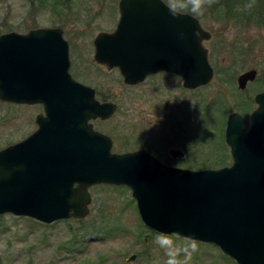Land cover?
Here are the masks:
<instances>
[{
	"label": "water",
	"instance_id": "water-1",
	"mask_svg": "<svg viewBox=\"0 0 264 264\" xmlns=\"http://www.w3.org/2000/svg\"><path fill=\"white\" fill-rule=\"evenodd\" d=\"M165 5L120 0L115 31L95 40L96 62L118 69L130 86L160 72L179 76L189 90L207 86L215 76L205 46L212 34L194 15L174 18ZM70 65L59 28L0 36V102L43 105L45 112L27 139L0 150V216L46 225L83 220L90 188L126 186L148 229L212 244L236 264H264V90L255 96L248 127L241 114L228 116L232 165L193 171L146 151L113 153L112 139L90 121L110 119L117 107L100 104L94 89L73 80ZM257 75L241 74L239 89Z\"/></svg>",
	"mask_w": 264,
	"mask_h": 264
},
{
	"label": "rangeland",
	"instance_id": "rangeland-1",
	"mask_svg": "<svg viewBox=\"0 0 264 264\" xmlns=\"http://www.w3.org/2000/svg\"><path fill=\"white\" fill-rule=\"evenodd\" d=\"M119 1L0 0V36L40 28L63 31L70 44L71 72L96 88L101 102L117 107L109 121L94 122L97 130L113 139V153L153 150L156 158L167 163L169 151L177 147L173 141L179 144L183 139L186 161L179 165L184 168L230 166L232 158L223 148L221 133L228 114L249 119L257 108L254 98L264 89V29L245 19H217L207 10L193 14L212 34L205 42L216 73L212 82L188 91L176 77L159 76L129 87L118 70L92 65V41L100 32L116 29ZM250 70L258 75L240 90L237 79ZM244 108L252 110L249 115ZM41 113L40 106L0 102V150L34 133L35 118ZM171 118L184 124L183 135L170 133L176 126ZM90 194V213L83 220L44 225L25 217L0 216V264H166L167 252L156 244L157 233L142 223L129 189L98 185L90 188ZM171 239L181 249L178 259L190 257L187 264H236L214 245L196 242L193 249L192 241L175 235ZM133 255L137 257L130 261Z\"/></svg>",
	"mask_w": 264,
	"mask_h": 264
},
{
	"label": "flooded vegetation",
	"instance_id": "flooded-vegetation-1",
	"mask_svg": "<svg viewBox=\"0 0 264 264\" xmlns=\"http://www.w3.org/2000/svg\"><path fill=\"white\" fill-rule=\"evenodd\" d=\"M118 24V23H117ZM112 32H114V31H112ZM112 32H107V33H112ZM101 33H103V32H100L99 34H101ZM98 34V35H99ZM63 35H64V33H63ZM98 35H96L95 37H94V39H93V41H92V46H93V66H95L96 68H98V69H100V70H103V68H105V69H107L108 70V68L105 66V65H103V64H100V63H98V62H96V60H95V53H96V46H95V40H96V38H97V36ZM65 38V37H64ZM69 43V42H68ZM69 52H71L70 51V44H69ZM70 62H71V65H70V74H71V77L73 78V80H75L76 82H78V83H81L82 85H85V86H87V87H90V88H92V89H94L95 90V97H96V99H97V101L100 103V104H104V103H113V102H101L99 99H98V97H97V95H98V90L96 89V88H94V87H92V86H90V85H87V84H85V83H83V82H80L78 79H77V77H75L74 76V74L71 72V70H72V66H73V64H72V61H71V53H70ZM114 70H118V69H114ZM119 71V70H118ZM120 73V72H119ZM102 75V74H101ZM159 76H164V77H170V76H173V77H176L177 79H178V81L181 83V85H182V87H183V89H185V90H188V91H194V90H197V89H199V88H197V89H194V90H189V89H186L185 87H184V85H183V80L179 77V76H177V75H174V74H170V73H167V72H160V73H158V74H156V75H152V76H149L144 82H142V83H139V84H137V85H134V86H129V85H126V86H129V87H137V86H141V85H143L147 80H152V79H155V78H157V77H159ZM201 88V87H200ZM203 88V87H202ZM255 99V98H254ZM113 104H115V103H113ZM25 106H30V105H25ZM33 106H40L41 108H42V111H43V113H41V114H39V115H37L36 116V118H35V122H36V119H37V117L38 116H40V115H45V112H44V106L43 105H33ZM230 114H228L227 115V117H226V120H225V126H224V131H223V134L221 133V140H222V144H223V148H226V151L228 150L229 152H230V148L226 145V142H225V132H226V126H227V119H228V116H229ZM110 120V119H109ZM109 120H102V119H97V120H92V121H90V123L93 125V127H94V130L95 131H97V132H100V133H102V134H104V135H107V134H105V133H103V132H101V131H99V130H97L96 128H95V126H94V122H106V121H109ZM170 120V122L172 123V124H174L173 126H175L174 128L172 127V130L170 131V133H172V134H180V135H183V131H182V126L184 125V124H181V121L179 120V124L178 123H173V122H175L174 120H172V118L171 119H169ZM36 125H37V123H36ZM180 126V127H179ZM38 127V126H37ZM38 129V128H37ZM174 132V133H173ZM174 135V136H175ZM107 136H109V135H107ZM110 137V136H109ZM28 138V137H27ZM26 138V139H27ZM111 138V137H110ZM112 139V138H111ZM25 140V139H24ZM112 142H113V147H112V152H114L113 150H114V141H113V139H112ZM173 145H176L177 147H175V148H172L170 151H169V156L166 158V159H168V162L170 163V164H168V166H170V167H175V168H180V169H186V167L184 168L183 166H181V165H179V163L181 162V161H186V143L183 141V139H181V141H179V144L178 143H176V142H174L173 141V143H172ZM139 151H146L147 153H149L150 155H152V156H154L155 158H156V156L154 155V154H152V153H155L153 150L151 151V150H149V151H151V153L149 152V151H147V150H145V149H138V150H132V151H130V150H127V151H124V152H122V153H116V154H127V153H135V152H139ZM229 152H227V155H228V157H229V159H231L232 158V156H231V152L229 153ZM156 159H158V158H156ZM159 160V159H158ZM160 161V160H159ZM164 163V162H163ZM224 167H228V165H224V166H221V167H219V168H217V169H221V168H224ZM217 169H209V170H217ZM187 170H193V169H187ZM203 170H208V169H203ZM193 171H199V170H193ZM2 216V215H1ZM41 224H43V223H41ZM54 224V223H53ZM44 225H46V224H44ZM52 225V224H51ZM136 257H137V255H136Z\"/></svg>",
	"mask_w": 264,
	"mask_h": 264
},
{
	"label": "clouds",
	"instance_id": "clouds-1",
	"mask_svg": "<svg viewBox=\"0 0 264 264\" xmlns=\"http://www.w3.org/2000/svg\"><path fill=\"white\" fill-rule=\"evenodd\" d=\"M215 0H167L165 7L174 18L181 17L185 12H191L194 15H202L206 8L211 7ZM199 35V33H196ZM181 38L183 34L181 33ZM192 240L191 247L195 249L196 242L194 238H186ZM155 242L167 252L169 259L166 264H187L190 257H186L183 261L178 259L181 249L171 239L168 233L158 232L156 234Z\"/></svg>",
	"mask_w": 264,
	"mask_h": 264
},
{
	"label": "trees",
	"instance_id": "trees-1",
	"mask_svg": "<svg viewBox=\"0 0 264 264\" xmlns=\"http://www.w3.org/2000/svg\"><path fill=\"white\" fill-rule=\"evenodd\" d=\"M164 1L167 3V0ZM206 10L216 13L217 19H245L250 25L254 23L258 28L264 29V0H215L214 4ZM242 110L248 111L247 115L252 111L246 108ZM216 112L217 110L212 111V113ZM165 164L168 165L169 162Z\"/></svg>",
	"mask_w": 264,
	"mask_h": 264
}]
</instances>
